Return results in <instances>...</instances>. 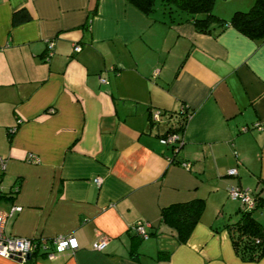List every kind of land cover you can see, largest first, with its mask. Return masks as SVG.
<instances>
[{
	"label": "crops",
	"instance_id": "0c3cea01",
	"mask_svg": "<svg viewBox=\"0 0 264 264\" xmlns=\"http://www.w3.org/2000/svg\"><path fill=\"white\" fill-rule=\"evenodd\" d=\"M160 19L127 0H0V208L21 207L6 233L78 246L0 264H264L226 227L246 207L231 186L264 194V40ZM184 109L175 150L162 139ZM195 198L205 209L181 244L162 209Z\"/></svg>",
	"mask_w": 264,
	"mask_h": 264
},
{
	"label": "trees",
	"instance_id": "16d2710c",
	"mask_svg": "<svg viewBox=\"0 0 264 264\" xmlns=\"http://www.w3.org/2000/svg\"><path fill=\"white\" fill-rule=\"evenodd\" d=\"M127 1L151 18L161 11L160 20L169 24L191 22L195 29L202 33L211 32L217 27L232 26L252 39L264 40V0H254L253 4L246 9L238 7L229 19L216 12L217 0ZM190 115L191 111L184 109L181 116L176 121H172L175 113L171 114L172 124L165 136L178 133L182 141V132L186 128ZM180 145L177 143L173 147L178 150ZM252 196L254 207L242 209L240 217L226 226L237 254L248 261L258 260L264 256V194L260 190L254 192ZM205 205L206 201L203 198L170 204L162 209V222L168 226L179 243H186L200 221ZM258 213L263 215L261 219L257 216ZM156 234L157 231H154L151 235Z\"/></svg>",
	"mask_w": 264,
	"mask_h": 264
},
{
	"label": "built area",
	"instance_id": "2783aa9c",
	"mask_svg": "<svg viewBox=\"0 0 264 264\" xmlns=\"http://www.w3.org/2000/svg\"><path fill=\"white\" fill-rule=\"evenodd\" d=\"M53 41L49 42V51L46 54V58L49 59L53 55ZM75 51L81 50V45L76 44L74 46ZM105 81V79H103ZM159 113H155L154 118L159 120ZM256 128L264 129V124L255 123L253 125ZM163 143H169L173 146L177 143H182L181 135L178 133L169 134L168 136L162 139ZM176 147V146H175ZM29 160L32 162H39V159L35 155H31ZM7 168V159L0 156V202L4 196V189L2 186L1 174L5 172ZM231 174H237V169L233 168L230 171ZM97 183H101V179L97 178ZM229 195L235 200H240L243 202L247 208L254 207V198L250 192L236 186H231L229 189ZM3 208V207H2ZM0 208V255L7 258H15L21 262L27 261V256L33 254L36 250H41L45 255L52 258L55 255V252H63L68 249H77L76 239L71 235H59L53 240H51L52 245H50L45 239H34L26 237H17L9 235L6 233V224L7 221L12 218L17 212L21 211L19 205H12L9 209L5 210ZM150 226V223L138 222L135 224L134 229L136 233L143 238L149 237V232L147 227ZM107 244V240L101 239L94 243L95 250H103ZM51 248L54 250H51Z\"/></svg>",
	"mask_w": 264,
	"mask_h": 264
},
{
	"label": "rangeland",
	"instance_id": "374dc122",
	"mask_svg": "<svg viewBox=\"0 0 264 264\" xmlns=\"http://www.w3.org/2000/svg\"><path fill=\"white\" fill-rule=\"evenodd\" d=\"M250 0H225V4L227 6H230V8H233V11L235 9H237V7L239 8H249V6L253 3L254 0H251V2H249ZM216 12L218 13L219 11L216 10ZM158 14H161V11L158 12ZM220 14V13H219ZM237 208H239V201H235ZM234 215H236V211L234 212Z\"/></svg>",
	"mask_w": 264,
	"mask_h": 264
},
{
	"label": "water",
	"instance_id": "95a60500",
	"mask_svg": "<svg viewBox=\"0 0 264 264\" xmlns=\"http://www.w3.org/2000/svg\"><path fill=\"white\" fill-rule=\"evenodd\" d=\"M30 257H31V256H30V255H28V256H27V259H30Z\"/></svg>",
	"mask_w": 264,
	"mask_h": 264
}]
</instances>
